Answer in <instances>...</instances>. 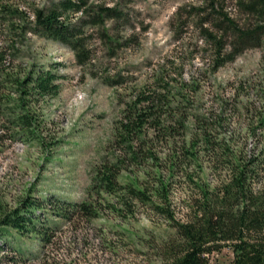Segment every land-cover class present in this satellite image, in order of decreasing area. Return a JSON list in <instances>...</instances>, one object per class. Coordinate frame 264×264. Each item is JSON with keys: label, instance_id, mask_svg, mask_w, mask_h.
<instances>
[{"label": "rangeland", "instance_id": "1", "mask_svg": "<svg viewBox=\"0 0 264 264\" xmlns=\"http://www.w3.org/2000/svg\"><path fill=\"white\" fill-rule=\"evenodd\" d=\"M57 1L0 0V218L26 208L40 230L0 225V264H172L185 247L174 226L205 196L215 201L242 178L247 195L264 200V33L220 66L238 41L216 44L229 22L264 28L248 0H73L82 11L67 13L69 23L100 22L83 29L82 63L33 32L35 11ZM38 70L59 76L56 95L21 93ZM154 94L163 96L160 126L142 128L134 161L114 128L128 104ZM13 110L34 126L14 128ZM116 157L125 164L118 184L142 199L94 189L96 168ZM206 258L229 264L233 253Z\"/></svg>", "mask_w": 264, "mask_h": 264}, {"label": "trees", "instance_id": "2", "mask_svg": "<svg viewBox=\"0 0 264 264\" xmlns=\"http://www.w3.org/2000/svg\"><path fill=\"white\" fill-rule=\"evenodd\" d=\"M245 7L264 22V0H248ZM81 11L82 6L73 0L53 2L48 7L35 11L33 32L42 38L67 46L76 53L78 62L82 63L79 57L82 54L80 49L84 46L83 29L87 26L99 25L100 22L97 15L90 16L88 19L86 15L75 23H69L67 13ZM229 24L225 28H218V31L224 32L216 44L223 48L222 39L227 37H232L238 42L228 44L230 51L227 58L218 66L232 60L245 45H258L264 33L262 26L243 30L231 22ZM227 31H230L229 35ZM58 78L59 76L51 70L33 72L21 83L23 89L21 93L32 99L54 96L59 89L58 84L55 83ZM162 98L160 94H154L153 97L142 96L140 100L137 98L122 111V118L114 128V143L118 147L124 146L123 152L130 156L131 160L138 159L139 145L137 143L141 141L142 128L146 126L148 129H155L160 126L161 116H155V114L159 111ZM2 113H4L3 100L0 97V114ZM10 120L14 128L23 131H28L34 126L33 118L28 113L21 114L13 110ZM124 168L125 164L120 157H116L113 161L104 158L96 168L94 189L107 194L126 189L132 198L142 199L144 192L141 190L130 186L121 187L118 184L117 175ZM229 183L223 190L224 196H220L215 201L205 196L192 220L184 224H175V232L185 247L182 256L174 260L172 264H207L206 257L220 251L223 247L230 248L233 253V260L229 264H264V200L248 196L245 180L242 178H234ZM69 207H75L85 215H91L90 208L85 203H71ZM27 213L29 211L26 208L22 211L17 208L9 213L6 212L0 218V225L20 232H40L36 228L33 217Z\"/></svg>", "mask_w": 264, "mask_h": 264}]
</instances>
